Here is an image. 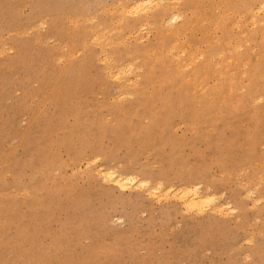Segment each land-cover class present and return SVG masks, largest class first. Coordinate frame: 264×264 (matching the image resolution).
<instances>
[{"label": "rangeland", "instance_id": "rangeland-1", "mask_svg": "<svg viewBox=\"0 0 264 264\" xmlns=\"http://www.w3.org/2000/svg\"><path fill=\"white\" fill-rule=\"evenodd\" d=\"M145 1L0 0V264H264V0Z\"/></svg>", "mask_w": 264, "mask_h": 264}, {"label": "bare ground", "instance_id": "bare-ground-1", "mask_svg": "<svg viewBox=\"0 0 264 264\" xmlns=\"http://www.w3.org/2000/svg\"><path fill=\"white\" fill-rule=\"evenodd\" d=\"M146 1H148V0H146ZM145 1V2H146ZM152 1V0H151ZM163 1V0H162ZM150 2V1H149ZM149 2L147 3V4H149ZM155 2V1H154ZM151 3H153V2H151ZM156 3V2H155ZM136 4H138V2L136 3ZM136 4H134L135 6H133L134 8L136 7ZM142 4H143V2H142ZM146 3H144V5H147ZM157 4V3H156ZM175 4V3H174ZM259 4V3H258ZM143 5V6H144ZM159 5V4H158ZM173 5V4H172ZM132 6V5H131ZM157 6V5H156ZM175 6H176V4H175ZM263 6H264V4H263ZM262 6V7H263ZM133 7H132V9H133ZM142 7V6H141ZM146 6H144V8H145ZM148 7V6H147ZM127 8V7H126ZM125 7H124V11H126L125 9H126ZM136 8H140V5L138 6V7H136ZM135 8V9H136ZM135 9H134V12H136L135 11ZM141 9H143V8H141ZM146 9V8H145ZM260 9V8H259ZM128 10V12H130L131 11V9H130V7H129V9H127ZM130 10V11H129ZM137 10H139V9H137ZM256 10V9H255ZM261 10V9H260ZM133 11V10H132ZM254 11V10H253ZM231 12V11H230ZM259 12V11H258ZM126 13H127V11H126ZM178 13V12H177ZM179 13H181V12H179ZM227 13H229V11L227 12ZM232 13V12H231ZM233 14V13H232ZM181 15V14H180ZM174 16V15H173ZM172 16V17H173ZM171 17V16H170ZM172 17H171V20H172ZM177 17V16H176ZM175 17V18H176ZM182 17V16H181ZM174 18V19H175ZM180 18V17H179ZM241 19V18H240ZM255 20V18H252V20ZM168 20V22H169V19H166V21ZM178 19L176 18V21H177ZM250 20H251V18H250ZM176 21H174V22H176ZM120 22H121V20H120ZM167 22V23H168ZM171 22V21H170ZM203 22V21H202ZM205 22V21H204ZM166 23V24H167ZM239 23V22H238ZM237 23V24H238ZM253 23H254V21H253ZM170 23H168V25H169ZM194 24V23H193ZM235 25V23H234V26H237L238 27V25ZM245 24V23H244ZM171 25V24H170ZM255 25H256V23H255ZM254 25V26H255ZM101 26V25H100ZM216 26V25H215ZM214 26V27H215ZM233 26V25H232ZM233 26V27H234ZM240 26V25H239ZM99 27V26H98ZM217 27V26H216ZM190 28V27H189ZM217 29V28H216ZM107 31V30H106ZM186 32V31H185ZM245 33V32H244ZM243 33V34H244ZM98 36V35H97ZM104 36V35H103ZM92 38V37H91ZM103 38V37H102ZM100 40V39H99ZM108 41V40H107ZM227 42V41H226ZM225 42V43H226ZM175 43H177V42H175ZM227 44V43H226ZM229 44V43H228ZM238 44V43H237ZM189 45V44H188ZM191 45V44H190ZM189 45V46H190ZM235 47L236 48H240L239 47V45H238V47L235 45ZM190 48V47H189ZM173 49V48H172ZM186 49L184 48V50L183 51H185ZM182 52V51H181ZM186 52V51H185ZM194 52V51H193ZM192 51H190V53L192 54V55H194L195 53H193ZM184 53V52H183ZM107 54V53H106ZM177 54H178V52H177ZM181 54V53H180ZM190 54V55H191ZM180 56V55H179ZM179 56H178V58H179ZM219 56H220V54H219ZM222 56H223V51H222ZM202 57V56H201ZM191 58H192V56H191ZM199 58V57H198ZM256 58H257V56H256ZM104 60V59H103ZM177 60V59H176ZM196 60H198V59H196ZM228 60V59H227ZM230 60V59H229ZM106 61V60H105ZM184 62V61H183ZM196 62V61H195ZM186 64H188V63H186ZM189 65V64H188ZM190 65H191V63H190ZM130 66H132V65H130ZM243 66H245V65H243ZM109 67V66H108ZM125 67V66H124ZM111 68H112V66H111ZM118 69H119V67H117ZM130 69L129 68V65L126 67V71L128 70V69ZM141 69H142V67H141ZM106 70V69H105ZM112 70V69H111ZM123 70V69H122ZM126 71L125 72H123V73H126ZM130 73H131V70H128ZM127 71V72H128ZM112 72H114V71H112ZM121 71L119 70V75H121V73H120ZM111 73V72H110ZM232 72H230V74H231ZM112 74V73H111ZM114 74H118V73H114ZM113 74V77L114 78H116L117 77V75L115 76ZM119 75H118V77H119ZM206 76V75H205ZM117 77V78H118ZM138 78V77H137ZM188 78V77H187ZM132 82V81H131ZM124 96H125V94H124ZM262 96V95H261ZM264 97V96H263ZM262 98V97H261ZM259 100H260V98H259ZM257 101V100H256ZM89 165V164H88ZM108 168V167H107ZM96 170V169H95ZM97 173L104 179V181H106L107 180V182L108 181H111L112 182V184L115 186V187H117V188H119L120 190H126V189H128L129 187H130V185L131 186H134L135 188H141V187H149V184H148V181L146 180V179H144V178H141V177H138V175L136 176V175H134V174H132V173H127V172H122V171H117L116 169H106V168H99L98 169V171H97ZM161 184V183H160ZM191 184V183H190ZM201 185V184H200ZM199 184H191L190 186L189 185H187V187H184L183 186V188H181L180 189V187H178L177 189H172L171 188V186H170V188H163V187H161V185L160 186H158L157 187V184L155 185V186H151L150 188H149V190H153L154 191V195H156L155 194V192L157 191L158 193H160L161 195H159L160 196V198H158V199H161V197H165V196H167V197H173V198H175V199H177L182 205H183V207L188 211V210H201V208H202V206H203V204L206 202H213V205H212V210L214 211V212H216V213H218V214H220V215H225L226 213H229V214H231V213H234V212H236V208L233 206V205H231L230 204V202L228 203H223V202H217L216 201V198H217V196H215L214 197V195H213V193H211V192H209V191H207V190H202V188H201V186H200ZM163 186V185H162ZM182 187V186H181ZM132 188V187H131ZM175 188V187H174ZM209 188V187H208ZM210 189V188H209ZM147 190V189H146ZM156 190V191H155ZM176 190H178V191H176ZM248 192V191H247ZM246 192V193H247ZM250 192V191H249ZM149 193H151V192H149ZM252 193V192H251ZM170 194H172V195H170ZM170 195V196H169ZM158 196V194H157V197H159ZM167 197H165L166 199H167ZM250 197V196H249ZM258 200V199H257ZM254 201V200H253ZM161 202V201H160ZM257 202V201H256ZM258 202H259V200H258ZM205 203V204H206ZM204 206H206V205H204ZM203 206V207H204ZM209 206H211V205H209ZM206 207H208V206H206ZM202 210H204V208L202 209ZM201 210V211H202ZM201 211H199L200 212V215H201ZM210 212H212V211H210Z\"/></svg>", "mask_w": 264, "mask_h": 264}]
</instances>
